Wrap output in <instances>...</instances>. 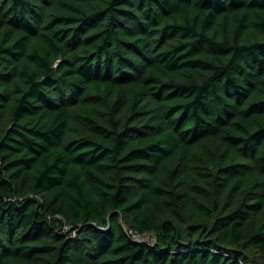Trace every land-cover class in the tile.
I'll return each mask as SVG.
<instances>
[{"label":"trees","instance_id":"1","mask_svg":"<svg viewBox=\"0 0 264 264\" xmlns=\"http://www.w3.org/2000/svg\"><path fill=\"white\" fill-rule=\"evenodd\" d=\"M0 264H264V0H0Z\"/></svg>","mask_w":264,"mask_h":264},{"label":"built area","instance_id":"2","mask_svg":"<svg viewBox=\"0 0 264 264\" xmlns=\"http://www.w3.org/2000/svg\"><path fill=\"white\" fill-rule=\"evenodd\" d=\"M135 238H136V239H141V238H142V235L137 234V235L135 236Z\"/></svg>","mask_w":264,"mask_h":264},{"label":"clouds","instance_id":"3","mask_svg":"<svg viewBox=\"0 0 264 264\" xmlns=\"http://www.w3.org/2000/svg\"><path fill=\"white\" fill-rule=\"evenodd\" d=\"M142 238H144V237L142 236ZM142 238H141V239H142Z\"/></svg>","mask_w":264,"mask_h":264}]
</instances>
